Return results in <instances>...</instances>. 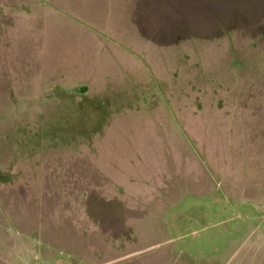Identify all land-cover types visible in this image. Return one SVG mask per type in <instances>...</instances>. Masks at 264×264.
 I'll return each mask as SVG.
<instances>
[{
  "label": "rangeland",
  "instance_id": "obj_1",
  "mask_svg": "<svg viewBox=\"0 0 264 264\" xmlns=\"http://www.w3.org/2000/svg\"><path fill=\"white\" fill-rule=\"evenodd\" d=\"M0 264H264V0H0Z\"/></svg>",
  "mask_w": 264,
  "mask_h": 264
}]
</instances>
